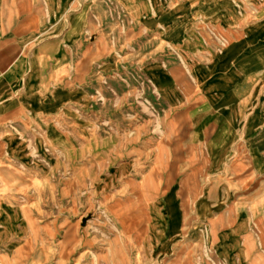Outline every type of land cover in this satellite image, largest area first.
Wrapping results in <instances>:
<instances>
[{"label": "rangeland", "instance_id": "rangeland-1", "mask_svg": "<svg viewBox=\"0 0 264 264\" xmlns=\"http://www.w3.org/2000/svg\"><path fill=\"white\" fill-rule=\"evenodd\" d=\"M88 6L68 69L43 63L84 100L21 126L0 122V261L264 264V176L241 144L213 158L210 140L223 132L195 125L205 88L222 73L233 87L243 62L253 77L244 102L264 109V0ZM157 70H170L175 88L155 82ZM229 115L241 135V111ZM69 229L80 242L65 248Z\"/></svg>", "mask_w": 264, "mask_h": 264}, {"label": "crops", "instance_id": "crops-1", "mask_svg": "<svg viewBox=\"0 0 264 264\" xmlns=\"http://www.w3.org/2000/svg\"><path fill=\"white\" fill-rule=\"evenodd\" d=\"M88 2L89 0H0V122L13 121V124L21 126L23 124L19 120L26 117L34 120L42 116L51 117L68 105L84 100V92L73 89L72 81L69 84L68 78L59 85L56 84L53 75L49 76L45 71L47 69L43 67V63L60 62L68 69L73 56L74 32L80 31L85 23L88 24V16L93 13ZM152 4L154 5L153 2ZM42 31H49L51 35L43 37ZM46 48L53 50L48 54ZM248 67L247 62L242 63V69L246 70ZM244 70L235 73L237 81L233 87H228V76L222 73L217 77L214 87L205 88L208 102L196 110L199 113L195 118V125L215 124L223 132L210 140L213 158L233 155L241 144L243 151L252 159L254 171L259 176H264V109L259 108L252 114L249 112V104L244 100L250 96L253 77L248 72L244 73ZM152 75L154 80L162 77L159 81L162 86L175 88L170 70H157ZM235 111L242 113L241 135H237L234 130L228 131L229 127L236 124L229 115ZM5 148L6 154L11 157L9 147L5 145ZM5 173L10 174L9 171ZM171 198L177 202L174 195ZM180 217L175 218L178 231ZM129 220L132 219H116L122 226ZM172 234L178 233L173 231ZM79 242V231L69 229L64 237L65 248L76 246ZM0 264L5 263L0 261Z\"/></svg>", "mask_w": 264, "mask_h": 264}]
</instances>
